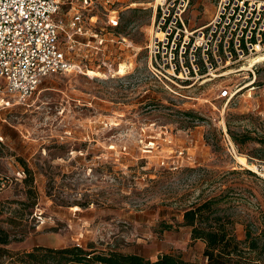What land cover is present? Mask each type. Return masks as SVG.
I'll list each match as a JSON object with an SVG mask.
<instances>
[{"label": "rangeland", "instance_id": "1", "mask_svg": "<svg viewBox=\"0 0 264 264\" xmlns=\"http://www.w3.org/2000/svg\"><path fill=\"white\" fill-rule=\"evenodd\" d=\"M157 1L99 0L86 24L91 33L104 28V51L85 44L90 32L71 46L65 27L70 70L45 76L24 102L0 94V172L12 178L0 192V228L9 250L80 245L203 264L205 243L182 225L183 210L217 195L239 239L247 225L264 227V143L231 136L264 137V60L250 71L261 53L166 77L148 46ZM218 1L190 0L188 28L209 22ZM115 16L121 36L108 31Z\"/></svg>", "mask_w": 264, "mask_h": 264}, {"label": "built area", "instance_id": "2", "mask_svg": "<svg viewBox=\"0 0 264 264\" xmlns=\"http://www.w3.org/2000/svg\"><path fill=\"white\" fill-rule=\"evenodd\" d=\"M98 2L0 0V94L24 102L45 76L70 70L72 63L60 35L68 28L67 38L74 46L77 34L92 31L86 19L97 18L89 14ZM189 4L190 0H158L155 4L148 46L152 66L164 76L189 79L205 69L244 61L264 52V0H219L215 16L194 29L186 23ZM118 21L119 17H112L108 26ZM103 29L90 32L93 38L85 43L95 52L104 51L107 43ZM259 62L250 69L253 74ZM241 88H225L220 96L232 97ZM11 180L10 175L0 172V192Z\"/></svg>", "mask_w": 264, "mask_h": 264}, {"label": "trees", "instance_id": "3", "mask_svg": "<svg viewBox=\"0 0 264 264\" xmlns=\"http://www.w3.org/2000/svg\"><path fill=\"white\" fill-rule=\"evenodd\" d=\"M119 26L120 19L111 27L117 36H121ZM231 136L237 144H243L249 139L264 143V137L241 136L234 131H231ZM23 164L28 173L24 179L31 184L34 181L33 172L25 161ZM29 192L33 193V189H29ZM223 199V195L212 196L193 202L183 210L182 225L191 229L194 241L205 243L203 254L206 262L203 264H264V227L252 228L247 225L245 238L239 239L231 216L221 206ZM88 203L84 201L80 205L88 206ZM10 242V233L0 228V264H201L170 253L162 254L153 261L138 253L86 249L80 245L57 249L37 246L21 253L9 250L6 246Z\"/></svg>", "mask_w": 264, "mask_h": 264}, {"label": "bare ground", "instance_id": "4", "mask_svg": "<svg viewBox=\"0 0 264 264\" xmlns=\"http://www.w3.org/2000/svg\"><path fill=\"white\" fill-rule=\"evenodd\" d=\"M260 53H261V55L255 57V58H253V57L256 56V55L249 57V58L247 59V61L250 60L251 58H253V59L251 60V62H252V63H251L252 66H253V64L256 63V62L263 61V60H264V54H262L263 52H260ZM258 54H259V53H258ZM258 54H257V55H258ZM125 68H127L126 65H121V70L124 71ZM250 84H253V81L250 82L248 85H250Z\"/></svg>", "mask_w": 264, "mask_h": 264}]
</instances>
